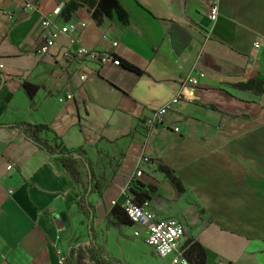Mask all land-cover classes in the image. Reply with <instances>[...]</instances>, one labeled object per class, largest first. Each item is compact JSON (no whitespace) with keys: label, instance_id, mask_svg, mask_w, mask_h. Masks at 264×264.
Segmentation results:
<instances>
[{"label":"crops","instance_id":"obj_1","mask_svg":"<svg viewBox=\"0 0 264 264\" xmlns=\"http://www.w3.org/2000/svg\"><path fill=\"white\" fill-rule=\"evenodd\" d=\"M68 1L0 0V264H82L79 257L93 264V247L118 264H170L112 213L134 199L130 187L142 156L150 163L135 181L158 219L183 222L186 246L199 245L192 246L196 264H264V236L235 223L228 206L208 212L187 188L203 176L197 161L206 152L197 140L229 132L225 146L237 127L244 137L264 129V47H252L264 37V0H219L211 33V0H117L129 14L125 27L115 16L97 25L86 8L67 21L60 12ZM44 19L56 29L75 28L40 57ZM80 48L111 51L121 65L80 58ZM253 80L262 84L239 86ZM24 84L37 87L32 98ZM178 94L184 99L147 134L143 122ZM13 125L44 126L39 137L47 146L75 150L76 177ZM215 178L202 191L225 197L221 187L234 182L222 178L211 188ZM87 188L92 225L78 209Z\"/></svg>","mask_w":264,"mask_h":264},{"label":"trees","instance_id":"obj_2","mask_svg":"<svg viewBox=\"0 0 264 264\" xmlns=\"http://www.w3.org/2000/svg\"><path fill=\"white\" fill-rule=\"evenodd\" d=\"M78 8H86L97 25H101L103 19H112L114 16L122 24L123 27L129 24V14L122 8L117 0H69L64 4L60 15L68 21L74 15ZM125 66L131 71L136 70L132 66L126 64ZM257 84H262V82L260 80H253L248 83L242 84V86H239L244 89H250L253 85H255L256 87ZM23 88L26 95L30 98H32L37 91V87L30 84H24ZM260 92H264V89L260 90ZM12 127L20 128L26 138L30 139L36 146L43 149L46 153L53 156L55 160L58 161L71 174V176L76 177L77 172L74 168L75 158L73 157V153L75 152V150L61 148L58 151H55V149L47 146L39 137L40 132L47 130L46 127L29 126L24 128L22 125H13ZM224 148L225 151L231 156L233 155L240 157L245 161H255L261 163L264 170V129L255 130L241 140H232L227 143ZM197 168V173L203 176H211L217 173V167L215 166V164L206 159L198 160ZM162 171L166 174H169L167 170ZM92 177V172H90V179L88 180L89 184H91L92 182ZM171 180L174 181L175 179L171 178ZM221 182L223 183V179L221 177L215 178V182L211 185V188L217 187V185L222 184ZM177 185L180 186V183L177 182ZM223 187H225L227 191L222 190L223 192L221 196L229 198H241L248 203V206L246 207L249 211L258 213L257 217L255 218L245 219L238 214L234 215L232 213L233 209L225 208V211H227L229 214L234 215L231 217L233 220L252 222L261 221L264 218V180L245 175L243 179L235 181L234 183H224ZM244 187L248 188L244 189ZM208 191L209 193H211L210 188ZM89 193L90 190L87 188L78 203V209L84 215L89 216V222L90 225H92L94 214L93 207L88 201ZM130 193L134 196L135 202L139 204L149 199V195L144 191L142 185L136 181H132ZM247 197H249L250 199H247ZM112 213L115 216H119L120 224L131 225L120 207L114 208L112 210ZM88 234L90 236L89 244H92L93 230L91 229V227L88 228ZM196 245L199 246L197 243ZM196 245L193 244L192 246L194 247ZM192 246L188 248L186 246V243L183 244V248L185 249V258H187L189 262L196 264L191 258L193 248ZM199 250L201 251V253L196 251V255L202 256V254H204V250L202 248H200ZM88 253L89 259L93 264H118L115 260L102 255L96 247H93L91 250H89ZM78 261L84 264V261H82L80 257L78 258Z\"/></svg>","mask_w":264,"mask_h":264},{"label":"built area","instance_id":"obj_3","mask_svg":"<svg viewBox=\"0 0 264 264\" xmlns=\"http://www.w3.org/2000/svg\"><path fill=\"white\" fill-rule=\"evenodd\" d=\"M27 8H31L30 5H26ZM219 17V0H211L209 10L207 13V18L210 22L211 28L209 33L213 30ZM42 28L45 31V37L43 44L38 49V56L45 57L50 54L56 40L60 35L66 34L74 30V26L67 24L62 28L56 29L49 19H44L41 23ZM117 44H112L115 48ZM253 49L259 50L264 47V37H258L252 44ZM74 55L80 58H89L91 60L97 61L101 65H112L118 67L121 65L120 60L111 51L99 52L97 50H86L80 48ZM64 58H70L73 54L69 52L64 53ZM199 74L198 77H202ZM84 76H81V80ZM189 84L192 86L197 85V79L191 78L188 80ZM71 96H67L70 99ZM180 99H184L181 94L176 95L167 104L161 108L153 111L150 118L143 122V128L147 134H151L161 127L164 123L165 116L168 111L178 103ZM178 128H174L173 132L177 133ZM150 160L148 157H140L137 161V168L133 174L132 180H138L142 177L143 172L140 167L144 164H149ZM7 169H10L8 167ZM131 180V181H132ZM115 203H113L114 205ZM123 210L131 226L134 227L133 237L143 238L147 246L152 248L155 254L160 259L170 258V264H193L185 258L184 244V224L178 220H160L150 209V203L148 200L142 203H136L131 197H127L124 203L120 206ZM61 263L64 259H60Z\"/></svg>","mask_w":264,"mask_h":264},{"label":"rangeland","instance_id":"obj_4","mask_svg":"<svg viewBox=\"0 0 264 264\" xmlns=\"http://www.w3.org/2000/svg\"><path fill=\"white\" fill-rule=\"evenodd\" d=\"M242 128L233 129V135L236 134L235 140H241L245 136L241 132ZM229 133V132H228ZM227 136L215 138L213 140L199 139L197 140L199 146L198 150H204L206 152L204 158L218 167V172L212 176H199L188 182L187 188L196 194L201 202H203L208 212L220 211L222 206H228L235 211V214L240 215L245 219H252L257 217L258 213L249 211L246 206L248 203L245 200L237 197H221L215 198L205 194L202 190L207 189L212 180L217 176H222L226 182H235L241 180L245 175L255 177L257 179L264 180V170L261 163L255 161H245L240 157L229 155L224 148V144L228 141ZM250 187V186H249ZM224 191H227L225 187H221ZM248 188V187H247ZM244 187V189H247ZM216 192H219L215 190ZM247 199H250L247 197ZM238 225L246 228L249 232H252L258 236H264V218L261 221L242 222L236 221Z\"/></svg>","mask_w":264,"mask_h":264}]
</instances>
